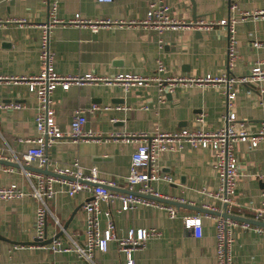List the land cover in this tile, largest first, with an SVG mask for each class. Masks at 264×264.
<instances>
[{
    "label": "crops",
    "instance_id": "crops-1",
    "mask_svg": "<svg viewBox=\"0 0 264 264\" xmlns=\"http://www.w3.org/2000/svg\"><path fill=\"white\" fill-rule=\"evenodd\" d=\"M150 1L59 0L58 16L69 19L80 13L89 20H142ZM164 1L171 6L174 17L186 21L217 22L230 14L229 0ZM258 9H264V0H239L240 12ZM239 13L236 12V16ZM0 19L6 20L0 24V154L22 161L34 145L26 140L38 135L35 123L38 101L25 81L18 79L40 71L41 34L35 25L47 21L48 6L44 0H0ZM236 36L239 60L232 74L243 76L258 61L264 67V19L248 18L239 22ZM254 40L260 41L262 46H253ZM50 45L55 52V68L61 74L135 72L151 75L157 70L158 61L166 67L164 75L229 72L227 31L218 25L209 31L169 30L161 35L141 25L106 26L97 32L75 25H59L52 33ZM261 97L264 98V81L260 85L239 86L236 98L229 105L221 90L209 86L180 85L173 92L165 93H161L156 84L129 92L120 86L105 84L71 86L67 91L57 88L52 100L60 128L68 133L74 111L83 108L87 117L84 129L94 137L77 142L62 138L51 145L47 153L61 167L71 166L76 159L85 170L96 166L101 180L115 183L112 190L124 192L136 143L124 142L117 138L118 134L195 129L200 127L196 121L200 115L205 118L206 128L216 129L222 126L227 112L235 113L246 127H257L264 122V106L259 104ZM11 103L22 107H1ZM94 104L124 106L125 109L90 111ZM237 154L240 175L231 214L252 219L253 213L247 208L252 202L259 204L264 190V178L258 177L264 175V147L250 148L248 143L241 142L237 144ZM212 162L213 152L206 148L186 147L180 152H167L160 157L159 164L161 172L172 182H155L153 186L160 194L179 202L200 207L215 204L218 211L223 212L224 204L207 194L218 188ZM23 166L0 163V187L17 183L30 190V180L36 178L29 179L25 171L37 172ZM28 166L38 167V163L35 161ZM89 198L83 191L73 197L61 192L49 200L47 239L60 234L56 239L69 249L61 251L51 248L55 239L49 243L36 241V199L0 201V264H91L74 249V241L80 246L86 243L87 216L83 203ZM120 206L119 201L111 205L101 203L102 229L112 217L119 236H125L131 228H156L160 233L134 252L136 264H218V216L175 206L179 218L171 220L161 208L139 206L119 211ZM197 213L203 219L200 238L195 237L182 220L184 215ZM232 237L233 264H264V233L236 226ZM94 260L98 264H124L126 259L117 244L110 242L107 252L95 251Z\"/></svg>",
    "mask_w": 264,
    "mask_h": 264
},
{
    "label": "built area",
    "instance_id": "built-area-1",
    "mask_svg": "<svg viewBox=\"0 0 264 264\" xmlns=\"http://www.w3.org/2000/svg\"><path fill=\"white\" fill-rule=\"evenodd\" d=\"M108 2L111 0H98ZM48 6V19L45 22L35 25L41 34V47L39 50L40 71L34 75H27L19 78L28 86L30 92L36 95L38 109L35 116L37 137L32 140L34 145L24 154L23 160L15 156H3L11 162H16L20 166L23 163L27 166L32 162H37L39 168L49 170L64 176L56 177L42 173L25 171L30 180L31 189L26 190L17 183L0 187V201H11L32 197L38 201L36 216V237L39 240L47 238L46 220L50 212L49 200L58 193H66L73 197L79 192H86L90 198L83 203L86 212V243L80 246L74 241V249L78 256L86 258L91 264H98L94 260L95 251L107 252L110 242H115L121 253L125 255L124 264H136L134 252L144 248L148 241L160 233L156 228H131L125 236H119L117 227L112 217L108 218L107 227L101 228V203L106 202L111 205L119 201L121 206L119 211L134 210L139 206L157 207L166 211L171 220L179 218V213L174 205L160 202L153 197L173 199L158 192L153 183L165 181L172 182L167 174H163L160 168V157L167 152H180L188 148H206L213 152L212 166L218 179V188L207 194L215 201L227 205V212L232 213L235 206V197L239 179V156L237 154V144L246 142L250 148L264 147V122L257 127H246L244 121H239L235 113L227 112L223 116L222 126L216 129L206 128L203 115L197 116L196 121L199 128H182L179 130L166 132L156 131L154 133L131 132L118 134L127 143H136V148L131 156L129 174L126 177L127 191H115L110 188L116 187L113 182H105L99 177V170L96 166L84 169L76 159L71 166L61 167L55 164L48 156L47 150L57 140L71 138L74 141L89 140L94 137L91 132L85 131L87 122L85 110L79 108L74 111L70 122V131H63L56 121V111L53 106L52 95L57 88L67 91L71 86H84L87 84L115 85L129 92L156 84L161 93L173 92L177 86H209L218 88L226 97L229 105L236 98L238 87L249 85H260L264 81V67L260 61L256 62L243 76L232 74L239 60L237 49L238 39L236 36L237 24L248 18L264 19V9L254 12H243L239 10V0H229L230 14L227 18L217 22L198 19L186 21L182 18L174 17L171 13V6L164 0H151L148 4L146 15L142 20H110L98 19L89 20L80 13L75 14L69 19L58 16L59 0H44ZM239 13L236 16L235 13ZM8 21V20H7ZM6 20L0 19V24ZM25 23V20H19ZM59 25H75L83 28H90L97 32L106 26L141 25L146 29L156 31L159 35L165 31L183 29H205L212 30L215 25L224 27L227 31L228 46V73L204 75H164L166 67L162 61H158L157 70L154 74L145 75L135 72H118L114 75H98L93 72L83 74H61L55 68V52L51 49V37L54 29ZM253 46L261 47L258 40L253 41ZM14 79V78H12ZM17 80V78H15ZM263 92V91H262ZM259 104L264 106V98L261 97ZM2 108H21L20 104H3ZM147 107H145L146 109ZM111 109H125L124 106H104L92 105L90 111ZM115 121V119H112ZM260 179L264 175L259 174ZM212 211H218L215 204L203 206ZM253 213L252 219L264 222V190L259 204L253 202L247 208ZM110 215V213H109ZM182 220L187 229L191 230L195 237L203 235L202 215L188 214L182 216ZM236 226L243 229L252 230L257 233H264V227L251 225L245 222H238L222 217L216 218V242L218 264H233L230 255V246L233 241V230ZM51 248L54 251L69 250L64 248L60 240L55 239Z\"/></svg>",
    "mask_w": 264,
    "mask_h": 264
},
{
    "label": "water",
    "instance_id": "water-1",
    "mask_svg": "<svg viewBox=\"0 0 264 264\" xmlns=\"http://www.w3.org/2000/svg\"><path fill=\"white\" fill-rule=\"evenodd\" d=\"M0 163L8 165V166H13V167L20 166L16 162H11V161H8V160H5V159H0ZM23 168L26 169V170H30V171L32 170V171H35L37 173H42V174H45V175H52V176H56V177H64V176H61V175L49 170L46 167L39 168V167H32V166H26L25 165V166H23ZM110 189H113V188H110ZM125 191H127V190H125ZM146 197H149V198H152V199H156V200H158L160 202H163V203L174 205V206H176L178 208L185 207V208H189V209H192V210H195V211H198V212H202V213H206V214H210V215H215V216L222 217V218H225V219H232V220H235V221H238V222H245V223H249L251 225L264 227V222H260V221H256V220L251 219V218H246L244 216H239V215H236V214L228 213L226 204H224V211L223 212H219V211H212V210H209L207 208L200 207V206H194V205L182 203V202H179V201H177L175 199H165V198L153 197V196H150V195H146ZM59 235H57V236H55L54 238H51V239H47V238L45 240L37 239L36 241H41V242L44 241L45 243H49V242H52L54 239L58 238Z\"/></svg>",
    "mask_w": 264,
    "mask_h": 264
}]
</instances>
